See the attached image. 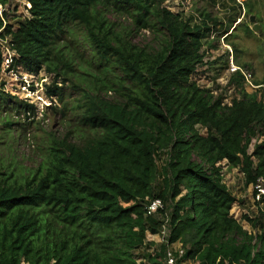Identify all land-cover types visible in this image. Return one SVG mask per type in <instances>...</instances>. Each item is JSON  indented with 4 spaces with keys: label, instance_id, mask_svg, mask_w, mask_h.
I'll return each instance as SVG.
<instances>
[{
    "label": "trees",
    "instance_id": "1",
    "mask_svg": "<svg viewBox=\"0 0 264 264\" xmlns=\"http://www.w3.org/2000/svg\"><path fill=\"white\" fill-rule=\"evenodd\" d=\"M25 1L29 18L16 29L0 20V38L14 53L8 67L50 75L46 98L61 106L54 110L61 121L72 116L75 130L46 136L37 167L0 161V264H138L140 249L139 264H165L166 245L146 234L158 235L167 220L168 242L191 264H264V214L243 216L251 232L242 228L230 214L240 202L218 165L237 168L245 188L264 176V103L244 92L240 72L228 82L240 96L230 105L193 81L206 40L228 34L235 18L225 26L204 13L195 24L164 0ZM257 1L242 3L245 16H257ZM116 17L131 28L119 29ZM139 30L162 38L159 48L135 45L130 37ZM85 76L95 82L80 90ZM65 84L80 92L77 100ZM2 86L0 111L24 119L4 127L26 132L35 107ZM153 200L164 208L147 215Z\"/></svg>",
    "mask_w": 264,
    "mask_h": 264
},
{
    "label": "rangeland",
    "instance_id": "2",
    "mask_svg": "<svg viewBox=\"0 0 264 264\" xmlns=\"http://www.w3.org/2000/svg\"><path fill=\"white\" fill-rule=\"evenodd\" d=\"M246 0H244L245 2ZM243 2V3H244ZM258 10L256 24L260 29L253 35L249 36L244 32V25L248 26L252 31L253 25L249 23V17L245 16L242 9V2L237 0H200L198 2L192 0H164L163 6L174 14L181 15L183 19H191L193 23L200 24L202 21L201 15L204 13L209 14L212 18H216L226 26L228 19L235 18L232 25L233 32L229 31L228 34L221 37L217 33H212L206 40L202 51L204 53V65L199 67L193 77L199 89L211 91L214 97H222L225 105H230L234 98H240L234 86H228L230 76L231 64L233 67H239L242 71H248L251 74V79L243 83V90L247 94H255L257 98L264 103V85L255 86V81L264 80V0L257 1ZM119 29L131 28L129 20L121 17H116ZM113 19V21L115 20ZM77 39L82 40V33H77ZM228 36V42L225 37ZM131 41L140 47H148L152 50L159 48L162 38L154 36L147 30H139L134 32ZM6 41L0 39V55L8 53ZM87 51L85 45L80 49V52ZM236 50V52L234 51ZM3 57V56H2ZM88 54H84L86 59ZM243 66H247L244 68ZM87 73L97 75L95 70L88 67ZM86 85L78 83L80 90L92 88L87 84L92 81L91 76H85ZM51 76L44 72H40L37 76L29 75L21 69L17 71L4 67L0 73V85L3 84L2 89L5 93L15 97L18 101H24L32 104L36 109L35 124L26 132L15 131L19 126H13L12 130H7L4 125L6 122L10 124L18 123L23 124L24 119H17L9 111H0V161L2 163H9L17 165L23 169L30 167H37L41 162L42 147L46 136L54 135L57 138H62L66 129L74 131V121H71L72 116L69 115V122L65 123L61 116L54 112L60 109L58 102L53 99L49 100L45 95V88L50 86ZM82 80V79H81ZM84 81V80H83ZM61 87V84H57ZM67 97L71 101L77 100L80 92L78 93L75 87L69 84L63 85ZM107 99H116L113 92H109L105 96ZM200 133L204 134L205 131L197 128ZM259 143V139H254L250 146L249 152L252 151L255 144ZM166 154L162 155L158 162V169H161L165 164ZM222 168L221 177L223 183L231 191V193L239 200V204L233 206L230 214L236 221L241 222L244 230L251 232L250 227L245 221H241V211L249 212L250 204V189L244 187V178L239 170L232 169L226 166L225 162L219 163ZM157 181V188L159 186ZM250 213V212H249ZM166 226H168L166 224ZM167 232L165 231V234ZM161 235L146 234V241L159 245L161 242ZM179 247V245H176ZM143 250L140 249L136 252L137 263L141 262L140 257ZM24 264V263H22ZM184 264H191L190 261H185Z\"/></svg>",
    "mask_w": 264,
    "mask_h": 264
},
{
    "label": "built area",
    "instance_id": "3",
    "mask_svg": "<svg viewBox=\"0 0 264 264\" xmlns=\"http://www.w3.org/2000/svg\"><path fill=\"white\" fill-rule=\"evenodd\" d=\"M237 1L242 3L244 2V0H237ZM27 6L28 4L25 0H0V20L3 22V26L9 24L13 27V29H16V25H18V23L29 18ZM13 56L14 53L11 52L9 48L7 55L6 54L1 55V57L3 58L4 67L9 66V64L11 63V58ZM230 72L231 74L240 72L243 78L245 79V81H249L252 77L250 72L242 71V69H240L239 67H233L232 64L230 66ZM32 76H37V75H32ZM251 152H253V149ZM248 188H251L250 189L251 206L249 208L250 213L247 211H241L240 218L243 216H248L249 218H255L256 216H258L259 211L264 214V176L258 177L255 180V182L252 185H250ZM163 208L164 206L160 200H153L145 207L147 215H152L156 213L158 210H161ZM263 222H264V216H263ZM168 223L169 222L167 220L165 224L162 225L161 230L158 234L161 235L162 238L160 244L166 245L165 264H184L186 260H183V255H184L183 249L180 247L179 244H170L168 242L169 239ZM166 224L168 226H166ZM165 231L167 232L166 234ZM176 245H179V247H177Z\"/></svg>",
    "mask_w": 264,
    "mask_h": 264
},
{
    "label": "water",
    "instance_id": "4",
    "mask_svg": "<svg viewBox=\"0 0 264 264\" xmlns=\"http://www.w3.org/2000/svg\"><path fill=\"white\" fill-rule=\"evenodd\" d=\"M249 23L253 25V28H252V32L253 33H256L257 31H259L260 27H259L258 24H256L255 16H250L249 17Z\"/></svg>",
    "mask_w": 264,
    "mask_h": 264
}]
</instances>
